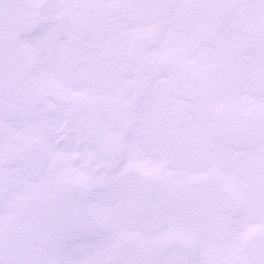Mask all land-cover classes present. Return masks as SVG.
Wrapping results in <instances>:
<instances>
[{
    "label": "snow or ice",
    "instance_id": "snow-or-ice-1",
    "mask_svg": "<svg viewBox=\"0 0 264 264\" xmlns=\"http://www.w3.org/2000/svg\"><path fill=\"white\" fill-rule=\"evenodd\" d=\"M0 264H264V0H0Z\"/></svg>",
    "mask_w": 264,
    "mask_h": 264
}]
</instances>
